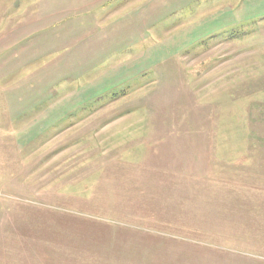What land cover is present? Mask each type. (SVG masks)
<instances>
[{"label":"rangeland","instance_id":"374dc122","mask_svg":"<svg viewBox=\"0 0 264 264\" xmlns=\"http://www.w3.org/2000/svg\"><path fill=\"white\" fill-rule=\"evenodd\" d=\"M0 264H264V0H0Z\"/></svg>","mask_w":264,"mask_h":264},{"label":"crops","instance_id":"0c3cea01","mask_svg":"<svg viewBox=\"0 0 264 264\" xmlns=\"http://www.w3.org/2000/svg\"><path fill=\"white\" fill-rule=\"evenodd\" d=\"M49 26V25H48ZM48 26L45 27V29H48Z\"/></svg>","mask_w":264,"mask_h":264}]
</instances>
